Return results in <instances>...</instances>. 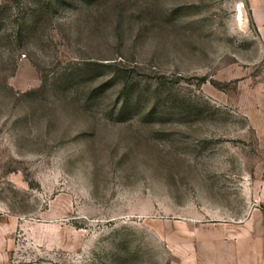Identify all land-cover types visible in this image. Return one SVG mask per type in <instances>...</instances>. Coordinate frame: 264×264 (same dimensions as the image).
Returning a JSON list of instances; mask_svg holds the SVG:
<instances>
[{"label":"rangeland","instance_id":"1","mask_svg":"<svg viewBox=\"0 0 264 264\" xmlns=\"http://www.w3.org/2000/svg\"><path fill=\"white\" fill-rule=\"evenodd\" d=\"M30 8L0 0V264L264 256V0H100L41 50Z\"/></svg>","mask_w":264,"mask_h":264},{"label":"trees","instance_id":"2","mask_svg":"<svg viewBox=\"0 0 264 264\" xmlns=\"http://www.w3.org/2000/svg\"><path fill=\"white\" fill-rule=\"evenodd\" d=\"M21 2L22 0H16ZM31 8L23 17L21 27L17 29L14 41H11L14 46L23 48L25 42H33L39 49L43 47L45 30L51 16L60 14L65 8L78 7L85 9L87 4L98 2L100 0H29Z\"/></svg>","mask_w":264,"mask_h":264},{"label":"crops","instance_id":"3","mask_svg":"<svg viewBox=\"0 0 264 264\" xmlns=\"http://www.w3.org/2000/svg\"><path fill=\"white\" fill-rule=\"evenodd\" d=\"M247 254L245 255L244 259H234L227 261L228 264H264V256L259 254L260 245H250L249 243L247 246L243 247ZM262 256V257H261Z\"/></svg>","mask_w":264,"mask_h":264}]
</instances>
